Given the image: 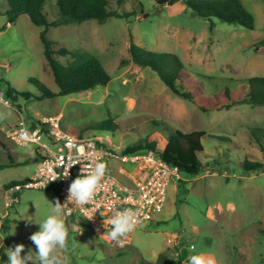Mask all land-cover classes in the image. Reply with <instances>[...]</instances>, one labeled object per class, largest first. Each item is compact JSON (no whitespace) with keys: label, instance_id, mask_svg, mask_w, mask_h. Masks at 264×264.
<instances>
[{"label":"rangeland","instance_id":"obj_1","mask_svg":"<svg viewBox=\"0 0 264 264\" xmlns=\"http://www.w3.org/2000/svg\"><path fill=\"white\" fill-rule=\"evenodd\" d=\"M187 1L109 0V9L127 13V18L49 28L46 35L56 49L92 54L111 81L86 94L40 100L31 79L55 93L59 90L39 37L44 28L27 15L8 24L9 5L0 0V87L18 93L16 101L5 96L8 105L0 103V264H7L6 248L20 244L25 246L21 256L31 254L40 264L30 239L40 226L23 218L33 216L39 222L51 213V203L59 201L57 189L23 187L13 201L6 200L5 185L29 180L37 165V146H20L8 134L21 116L29 122L59 116L64 130L72 134L107 135L119 154L151 142L163 149L168 135L164 128L207 134L200 154L204 171L196 177L180 173L182 181L171 185L164 211L122 243L96 235L81 216L64 217L69 237L67 248L57 251L62 264H141L156 262L161 254L173 264H190L192 256L202 257L205 264H264V106L228 108L225 94L229 89L234 101L242 100L248 80L264 77V0H240L255 20L253 30L216 18L211 29V21L194 14ZM44 13L50 22L60 18L56 0L46 1ZM131 39L146 50L177 55L192 78L185 86L200 84L202 102L175 95L150 69L134 64ZM103 121L116 130L96 128ZM109 163L117 175L120 169L133 170L128 164ZM248 163L259 166L249 171Z\"/></svg>","mask_w":264,"mask_h":264},{"label":"trees","instance_id":"obj_2","mask_svg":"<svg viewBox=\"0 0 264 264\" xmlns=\"http://www.w3.org/2000/svg\"><path fill=\"white\" fill-rule=\"evenodd\" d=\"M47 0H7L9 10L6 12L7 23L12 25L21 15H27L32 24L44 28L40 33V41L44 48V57L47 67L51 71L54 81L59 90L57 93L50 90L45 84L37 79H31V83L39 91L37 99L55 98L74 93L86 94L98 87L107 86L111 77L107 73L102 62L88 52L69 51L65 48L56 49L55 42L47 38L49 28H56L60 25L70 23L82 24L86 21L95 20L100 24L105 23L109 18H127V13H118L109 9V0H56L60 18L50 22L44 13V5ZM119 4L123 0H118ZM165 1H159L163 4ZM187 6L199 17L212 20L219 19L230 25L240 26L248 30H253L255 20L253 16L244 8L240 0H189ZM130 16V15H128ZM210 28H214V23L210 22ZM130 60L143 68L150 69L160 81L175 95L201 103L203 91L200 84L193 82L189 88L185 86V81L192 79L186 71L181 59L175 54L156 53L135 44L131 39L129 46ZM68 59L66 64H62L58 58ZM249 91L242 100L234 101L229 89H225L226 98L232 107L240 104H248L252 107L264 106V77H252L248 80ZM17 95L12 88L8 87L5 96L16 101ZM23 97L29 98L31 94L23 93ZM204 109V107H201ZM99 130L114 132L116 127L110 121H103L97 127ZM166 144L163 149H157V143L151 142L144 145L127 147L125 152H140L152 150L156 152L166 163L177 166L180 173L189 177H196L204 171V165L200 159V154L204 152L203 138L207 135L205 131H194L184 133L164 128ZM253 134L255 131L252 132ZM257 164L245 165L247 170H255ZM23 182H11L5 185L8 189L16 185H24ZM69 230V228L67 227ZM2 259L5 256L1 254ZM181 259V258H179ZM141 264H173L165 254H161L156 262H142Z\"/></svg>","mask_w":264,"mask_h":264},{"label":"built area","instance_id":"obj_3","mask_svg":"<svg viewBox=\"0 0 264 264\" xmlns=\"http://www.w3.org/2000/svg\"><path fill=\"white\" fill-rule=\"evenodd\" d=\"M3 68L8 66L3 65ZM4 98L5 92L0 87V103L8 105ZM8 134L20 146H37V165L34 175L24 185L6 189L7 202L13 201L21 187L42 191L57 189L65 219L83 217L100 237H109L107 233L113 227L110 219L116 212L132 209L136 226L119 238L121 243L164 211L171 185L182 181L178 167L166 163L156 152L127 153L124 150L119 154L107 135L89 138L72 134L64 130L59 116L38 122H29L21 116ZM74 160L78 163L70 167ZM111 161L131 165L133 170L120 169L117 175L110 166ZM99 162L105 163L106 171L93 201L83 206L68 201L71 183L80 175L91 173Z\"/></svg>","mask_w":264,"mask_h":264},{"label":"clouds","instance_id":"obj_4","mask_svg":"<svg viewBox=\"0 0 264 264\" xmlns=\"http://www.w3.org/2000/svg\"><path fill=\"white\" fill-rule=\"evenodd\" d=\"M77 163L78 160H74L70 167ZM105 171V163L99 162L95 165L91 173L86 175L82 174L76 178L70 185L68 201H75L76 204L81 206L93 201L100 182L105 176ZM51 205V213L39 222L33 216L26 215L23 218V220L30 222L34 221L40 226V231L30 237L37 246L38 251L35 253V260H38L40 264H62L57 256V251L67 248L69 234L64 219L65 213L62 211L64 205H61L58 200L55 204L51 203ZM110 224L113 227L107 235L114 241L132 232L136 226L133 210L125 209L116 212L110 219ZM24 247V245L20 244L14 248H6L8 254L7 264H27L28 261H34V257L31 254L21 256ZM190 264H205V262L200 256H192L190 258Z\"/></svg>","mask_w":264,"mask_h":264}]
</instances>
